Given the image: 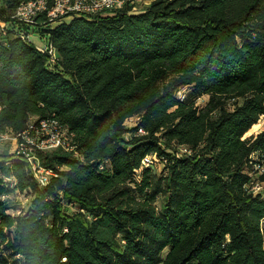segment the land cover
I'll list each match as a JSON object with an SVG mask.
<instances>
[{
  "label": "trees",
  "instance_id": "1",
  "mask_svg": "<svg viewBox=\"0 0 264 264\" xmlns=\"http://www.w3.org/2000/svg\"><path fill=\"white\" fill-rule=\"evenodd\" d=\"M22 1L0 11V132L51 118L74 150L39 154L56 175L43 188L0 155V264H264V130L244 139L264 118V0H154L55 27L18 23ZM18 193L31 201L13 215Z\"/></svg>",
  "mask_w": 264,
  "mask_h": 264
},
{
  "label": "built area",
  "instance_id": "2",
  "mask_svg": "<svg viewBox=\"0 0 264 264\" xmlns=\"http://www.w3.org/2000/svg\"><path fill=\"white\" fill-rule=\"evenodd\" d=\"M9 1L0 0V11L7 7ZM142 2L143 0H24L14 10L12 18L29 27L34 24L37 17L43 16L53 26L67 19L89 18L125 7H131L133 11H138L137 6ZM6 28L7 24L0 19V35L6 33ZM22 38L32 42L41 53L48 56L50 67L57 63V53L52 44L41 42V45H36L32 41L31 35L22 36ZM176 94L183 100L186 91L180 89ZM2 109L0 104V112ZM136 119L138 121V118ZM132 120L133 118H130L127 121ZM137 134L143 135L144 131L138 129ZM9 139H13L15 142L12 151L13 157L23 159L29 164L33 178L41 188L47 187L51 178L56 175L42 164L39 154L55 149H62L67 152L74 150L73 136L57 120L51 118H30L27 128L12 137L10 132H0V145L5 144ZM180 150L182 154H190L184 147H180ZM156 162L158 160L155 156H146L142 164L148 167ZM257 170L255 168V173H251V176L256 174L259 176L260 173ZM263 171L264 169L261 170V172ZM2 181L6 186L14 187L13 179L3 177ZM259 186V183H254L251 189L254 192H259L257 191ZM2 199L4 200L5 197Z\"/></svg>",
  "mask_w": 264,
  "mask_h": 264
},
{
  "label": "rangeland",
  "instance_id": "3",
  "mask_svg": "<svg viewBox=\"0 0 264 264\" xmlns=\"http://www.w3.org/2000/svg\"><path fill=\"white\" fill-rule=\"evenodd\" d=\"M152 1H154V0H143V2L137 6V10L142 11L143 9L147 8ZM71 20L72 19H67L63 22H69ZM60 23H62V22H60ZM60 23L54 24L52 27H55V26L59 25ZM15 31L18 32L19 30L16 29ZM30 35H31L32 41L36 45H41V42L44 43V41L40 40V37L38 35L32 34V32H30ZM0 39L3 40L2 35H0ZM199 104H201V105L204 104V100L203 99L199 100ZM137 122H138L137 119L133 118L132 121H126V126L129 129H132V128L137 126ZM259 124H260V127L256 130L252 131V132L246 133L244 136V139L249 138L251 136H256L257 134H259L260 132H262L264 130V118H261L259 120ZM13 135H14L13 133H10L11 137ZM131 136H132V134H126L127 138H131ZM14 143L15 142L13 139H9V141H7L5 144L0 145V155L6 154V156H8V157L13 156L12 151L14 149ZM163 168H164L163 165H161L159 163L156 164L155 172L157 173L158 176H164V174L166 173ZM255 176L257 178L258 174H256ZM259 185L260 186H259V188H257L258 189L257 191H264V183H260ZM30 201H31L30 196L25 194V193H18V194L12 195L9 198V203H8L10 206L8 209L9 213H11L13 215H18L21 211L22 212L26 211L28 209ZM159 202H161V198L158 199L157 204H159ZM66 210H68L67 212L72 213L71 209L66 208ZM262 226H264V220L262 221Z\"/></svg>",
  "mask_w": 264,
  "mask_h": 264
},
{
  "label": "bare ground",
  "instance_id": "4",
  "mask_svg": "<svg viewBox=\"0 0 264 264\" xmlns=\"http://www.w3.org/2000/svg\"><path fill=\"white\" fill-rule=\"evenodd\" d=\"M259 127H260V124H259V122H258V123L255 124V125L250 129V131H248V132H252V131L258 129ZM248 132H247V133H248Z\"/></svg>",
  "mask_w": 264,
  "mask_h": 264
}]
</instances>
